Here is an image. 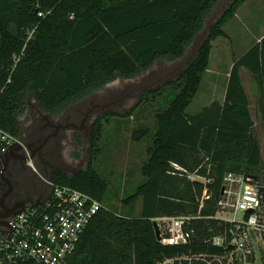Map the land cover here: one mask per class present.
<instances>
[{"label": "trees", "instance_id": "16d2710c", "mask_svg": "<svg viewBox=\"0 0 264 264\" xmlns=\"http://www.w3.org/2000/svg\"><path fill=\"white\" fill-rule=\"evenodd\" d=\"M218 1L0 0V130L22 138L20 116L29 96L39 110L59 116L116 78H133L159 59L181 58ZM245 1L230 0L176 76L139 94L136 108L173 92L168 105L155 114L152 143L141 168L145 180L123 200L131 205L141 198L139 216L105 206L109 185L92 165L105 123L112 117L126 119L133 111H107L93 123L85 167L73 173L52 171L53 183L103 204L67 264H160L183 248L162 245L153 218L197 214L205 187L210 197L200 214L213 215L226 172L257 174L261 148L240 72L245 68L252 76L264 112V36L233 57L223 102L214 100L197 114L186 113L208 69L213 41L226 36L225 25ZM146 135L148 129H141L132 137ZM214 224L194 222L199 242L193 250L204 248L201 240Z\"/></svg>", "mask_w": 264, "mask_h": 264}, {"label": "rangeland", "instance_id": "374dc122", "mask_svg": "<svg viewBox=\"0 0 264 264\" xmlns=\"http://www.w3.org/2000/svg\"><path fill=\"white\" fill-rule=\"evenodd\" d=\"M229 2L230 0H219L213 6L206 16L203 29L195 36L181 58L159 59L147 71L133 78H116L101 89L92 91L82 101L70 106L59 116H55L56 118L48 117L56 124L72 115L69 121H73L76 127H83V129L78 131L79 145L63 141L60 147L53 150L49 158L50 171L47 177L43 175L39 161L34 162L39 174L48 179L54 169L73 173L85 167L90 160L92 147L89 135L93 123L107 111L121 114L133 111L132 115L126 119L112 117L105 123L99 145L96 146L97 151L92 158V165L109 185L105 206L119 214L139 216L142 207L141 198L131 205L124 204L123 200L145 180L141 174V168L147 160L148 148L152 143L155 114L158 109L168 105L173 92L169 90L157 101H150L136 108L139 94L159 86L183 69L185 64L194 57L197 48L206 37L209 25ZM224 29L226 36L219 37L212 43L208 69L204 73L197 94L186 109L189 115L197 114L214 100H223L233 57H239L259 36L264 34V0H246ZM241 77L250 99L254 133L262 151V162L257 173L264 176V112L259 109L258 91L252 76L245 68L241 69ZM75 108L80 110L77 115H74ZM47 115L46 111L37 108L33 97L29 96L27 110L20 116L23 127L22 138H27L36 118L47 117ZM84 117H86L85 120H83ZM141 129H148V135L140 140H134L133 133Z\"/></svg>", "mask_w": 264, "mask_h": 264}, {"label": "built area", "instance_id": "2783aa9c", "mask_svg": "<svg viewBox=\"0 0 264 264\" xmlns=\"http://www.w3.org/2000/svg\"><path fill=\"white\" fill-rule=\"evenodd\" d=\"M19 137L0 130V152ZM29 165L34 169L31 160ZM175 167L179 168L174 164ZM203 182L205 178L188 176ZM45 198L14 214L12 229L0 243V264H67L85 229L103 204L87 193L46 180ZM210 197L203 190L202 199ZM216 221L203 238L205 250L165 257L160 264H264V176L226 172L214 215H172L153 218L162 245L183 246L198 239L193 221Z\"/></svg>", "mask_w": 264, "mask_h": 264}, {"label": "flooded vegetation", "instance_id": "af4514ba", "mask_svg": "<svg viewBox=\"0 0 264 264\" xmlns=\"http://www.w3.org/2000/svg\"><path fill=\"white\" fill-rule=\"evenodd\" d=\"M74 111V115H77L80 110L75 108ZM47 114V117L40 116L33 121L27 138L22 140L23 147L0 152V243L11 232L14 214L33 206L50 191L46 179L36 170L34 162L39 161L43 175L47 177L53 150L60 147L63 141L79 145L78 133L83 127H76L73 121H69L72 115L55 124L48 117H56L48 112ZM85 119L86 117L83 118ZM49 140L51 142L48 143ZM29 160L34 169L30 167Z\"/></svg>", "mask_w": 264, "mask_h": 264}, {"label": "crops", "instance_id": "0c3cea01", "mask_svg": "<svg viewBox=\"0 0 264 264\" xmlns=\"http://www.w3.org/2000/svg\"><path fill=\"white\" fill-rule=\"evenodd\" d=\"M264 36V34H262L261 36H259L257 39H256V41L253 43V44H255L256 42H258L262 37ZM252 44V45H253ZM251 47V46H250ZM249 47V48H250ZM248 48V49H249ZM247 49V50H248ZM247 50H245V51H247ZM244 51V52H245ZM243 52V53H244ZM242 53V54H243ZM241 54V55H242ZM243 69V68H242ZM240 74H241V72H240ZM253 79V78H252ZM254 82V81H253ZM244 86V85H243ZM254 86H255V88H256V90L258 91V87L256 86V84H255V82H254ZM244 89H245V87H244ZM245 92H246V90H245ZM247 94V93H246ZM258 94H259V91H258ZM224 95H225V93H224ZM248 96V95H247ZM249 98V97H248ZM259 98H260V95L258 96V103H259ZM223 100H224V98H223ZM223 100L222 101H219V102H223ZM249 101H250V99H249ZM259 109H260V106H259ZM262 111V110H261ZM250 112H251V109H250ZM251 116H252V114H251ZM252 119H253V117H252ZM254 121V120H253ZM22 140H23V138H21ZM261 148V147H260ZM16 150H17V147H16ZM261 159H262V151H261ZM55 170V169H54ZM53 171V170H52ZM52 171H51V173H52ZM51 173H50V176H51ZM258 174V173H257ZM258 175H260V174H258ZM45 179H47V178H45ZM48 179H50L51 180V178L49 177ZM47 179V180H48ZM223 180V179H222ZM47 185H48V183H47ZM222 185V184H221ZM50 187V186H49ZM206 189H207V187H205ZM204 188V189H205ZM208 190V189H207ZM220 190H221V188H220ZM50 192V191H49ZM203 194V193H202ZM45 198V197H44ZM43 198V199H44ZM43 199H41L40 201H42ZM208 199V198H207ZM39 201V202H40ZM204 201H205V198L204 199H202V195H201V197H200V199H199V211L197 212V214H181V215H191V216H195V215H200V216H202L201 214H200V209L202 208V206L204 205ZM215 212H216V203H215ZM215 214V213H214ZM213 214V215H214ZM212 216V215H211ZM200 220H203V219H200ZM204 220H207V219H204ZM195 221H199V219H197V220H194L193 221V225H194V222ZM212 221H214V220H212ZM216 225V221H215V224L213 225V226H215ZM213 226H209V228H211V227H213ZM195 227V226H194ZM209 228H208V232L211 234L212 232L209 230ZM196 229V228H195ZM197 231V230H196ZM209 236V235H208ZM208 236H206V237H208ZM205 238V237H204ZM197 242H199V239H197L196 240V242L194 243H191V244H189V245H183V246H175V247H182L183 248V250H177V252L176 253H174V254H172V255H175V254H179V253H183V252H189V251H202V250H205V246H203L204 248H202V250H193V245L195 244L196 245V243ZM185 248H187V249H185ZM172 255H170V256H172Z\"/></svg>", "mask_w": 264, "mask_h": 264}, {"label": "water", "instance_id": "95a60500", "mask_svg": "<svg viewBox=\"0 0 264 264\" xmlns=\"http://www.w3.org/2000/svg\"><path fill=\"white\" fill-rule=\"evenodd\" d=\"M17 147V149L21 148L22 145L20 143H15L11 148L12 149H15ZM47 180V179H46ZM50 180V179H48ZM38 203V202H37ZM36 203V204H37ZM22 210H19L18 212H20ZM152 225H153V229H154V233H155V237L157 240H160V230H159V226H158V223L156 221H152Z\"/></svg>", "mask_w": 264, "mask_h": 264}]
</instances>
